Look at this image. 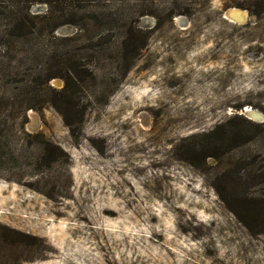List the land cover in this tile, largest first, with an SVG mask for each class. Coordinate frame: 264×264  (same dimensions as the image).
I'll return each instance as SVG.
<instances>
[{"label": "rangeland", "instance_id": "rangeland-1", "mask_svg": "<svg viewBox=\"0 0 264 264\" xmlns=\"http://www.w3.org/2000/svg\"><path fill=\"white\" fill-rule=\"evenodd\" d=\"M0 30V238L25 243L0 264H264L239 200L264 198V0H0Z\"/></svg>", "mask_w": 264, "mask_h": 264}, {"label": "trees", "instance_id": "trees-1", "mask_svg": "<svg viewBox=\"0 0 264 264\" xmlns=\"http://www.w3.org/2000/svg\"><path fill=\"white\" fill-rule=\"evenodd\" d=\"M30 1H33V0H30ZM30 18L31 16L28 13H26V11L22 15L17 16L15 28L18 31H24L26 29L27 24L34 25L35 23L32 22ZM0 33L6 34V31L0 32ZM135 36L136 34L131 29H129L125 32L124 38L121 41V46H122L121 51H122L123 56L126 58L136 53V46H135L136 37ZM64 70H65L64 74L50 73L46 76V79L49 80L55 76L61 77L63 79L64 85L61 88V90L58 92L59 97L56 98V91H55V94L53 95L50 103L59 112L60 116L62 117L63 123L69 128H71L73 131V128H72L73 122L70 120L71 114H69V110H72L74 107V103L72 101V94L74 93V89L76 88L77 83L67 73V71H69V68L64 67ZM155 111H157V109ZM50 146H51L50 143H46L44 145V152L49 157L53 155V151L50 149ZM212 155L215 156L216 154H210L209 156H212ZM247 174L248 175L251 174V177L253 180L258 179L260 176L263 175L261 170L260 171L251 170ZM238 179L241 180L240 177H238ZM239 200L243 202L244 204H247L248 209L249 210L251 209L254 212L255 216L257 217L259 216L257 215V213H261V212L264 213V198H258L256 200L248 201V198H246L243 195V196H239ZM238 217L240 220L242 219L241 220L242 223H244L247 227L251 228L246 220H243V218L240 216ZM258 221L264 222V220L262 219L261 220L259 219ZM0 241L4 243L5 245H7L10 249L15 248V246L19 244L21 245L25 244L24 242H18L16 239H6L4 236H1ZM13 260H15L17 264H21L23 261H30L31 259L29 258V259L21 260L20 258L14 257Z\"/></svg>", "mask_w": 264, "mask_h": 264}, {"label": "bare ground", "instance_id": "bare-ground-1", "mask_svg": "<svg viewBox=\"0 0 264 264\" xmlns=\"http://www.w3.org/2000/svg\"><path fill=\"white\" fill-rule=\"evenodd\" d=\"M245 11V10H244ZM243 10H240V9H237V8H235V7H230V8H228V9H226L225 10V12H224V17H226L227 19H230V18H232V17H234V18H237V19H239V20H244V18H245V12H244ZM231 20V19H230ZM248 109V108H247ZM247 112L248 111H251V109H249V110H246ZM243 112V111H242Z\"/></svg>", "mask_w": 264, "mask_h": 264}, {"label": "water", "instance_id": "water-1", "mask_svg": "<svg viewBox=\"0 0 264 264\" xmlns=\"http://www.w3.org/2000/svg\"><path fill=\"white\" fill-rule=\"evenodd\" d=\"M231 20H234V21H237V22H239V21H241V20H239V19H237V18H234V17H232V18H230Z\"/></svg>", "mask_w": 264, "mask_h": 264}]
</instances>
